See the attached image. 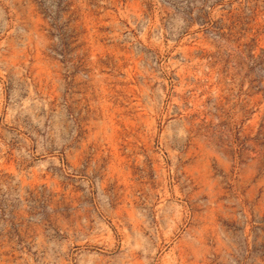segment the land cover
I'll list each match as a JSON object with an SVG mask.
<instances>
[{"label":"rangeland","instance_id":"rangeland-1","mask_svg":"<svg viewBox=\"0 0 264 264\" xmlns=\"http://www.w3.org/2000/svg\"><path fill=\"white\" fill-rule=\"evenodd\" d=\"M0 264H264V0H0Z\"/></svg>","mask_w":264,"mask_h":264}]
</instances>
